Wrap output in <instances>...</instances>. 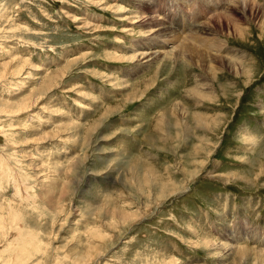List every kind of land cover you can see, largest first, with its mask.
<instances>
[{"label":"rangeland","instance_id":"1","mask_svg":"<svg viewBox=\"0 0 264 264\" xmlns=\"http://www.w3.org/2000/svg\"><path fill=\"white\" fill-rule=\"evenodd\" d=\"M262 10L0 0V264H264Z\"/></svg>","mask_w":264,"mask_h":264},{"label":"bare ground","instance_id":"2","mask_svg":"<svg viewBox=\"0 0 264 264\" xmlns=\"http://www.w3.org/2000/svg\"><path fill=\"white\" fill-rule=\"evenodd\" d=\"M245 4V3H244ZM248 5H250V4H248ZM252 5V4H251ZM253 6H255V5H253ZM260 6V5H259ZM195 7V6H194ZM186 8H188V7H186ZM248 8V7H247ZM256 8V7H255ZM258 8V7H257ZM206 9L207 10H210V9H208V7H206ZM259 9V8H258ZM262 9V8H261ZM192 11H194V10H192ZM256 11H258V10H256ZM235 12V11H234ZM262 13H263V15H264V12H263V10H262ZM153 14V13H152ZM155 17V16H154ZM153 17V18H154ZM222 18V17H221ZM234 61V60H233ZM233 68L235 69V65L233 66ZM40 71V70H39ZM27 77V76H26ZM32 78V77H31ZM192 93L193 94H196V95H199V93H198V90L197 89H195V90H193L192 91ZM200 97V96H199ZM19 114V113H18ZM235 249H236V247H234ZM233 249V248H232Z\"/></svg>","mask_w":264,"mask_h":264}]
</instances>
